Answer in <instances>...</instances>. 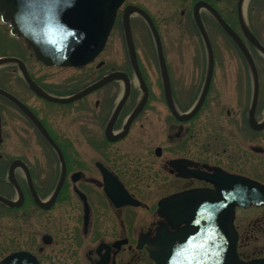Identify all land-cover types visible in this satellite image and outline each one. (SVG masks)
<instances>
[{"label": "flooded vegetation", "instance_id": "1", "mask_svg": "<svg viewBox=\"0 0 264 264\" xmlns=\"http://www.w3.org/2000/svg\"><path fill=\"white\" fill-rule=\"evenodd\" d=\"M243 1L124 0L83 67L40 62L0 17L15 52L3 57L16 71L0 73V263L264 264V58L255 44L264 48V0H249L246 24ZM153 6L181 25L173 70ZM136 18L155 52L154 86L138 59ZM114 31L124 68L105 55ZM212 33L225 37L220 48ZM90 66L70 82L69 69ZM32 189L41 202L53 198L48 208ZM156 238L159 263L149 253Z\"/></svg>", "mask_w": 264, "mask_h": 264}, {"label": "water", "instance_id": "2", "mask_svg": "<svg viewBox=\"0 0 264 264\" xmlns=\"http://www.w3.org/2000/svg\"><path fill=\"white\" fill-rule=\"evenodd\" d=\"M122 2L123 0H72L67 4L66 0H0V13L4 21H10L13 25V33L26 40L38 60L48 66H83L91 62L104 45L116 9ZM219 21L226 33L242 49L235 33L220 18ZM245 33L250 40H254L251 34L246 31ZM127 40L130 43L128 34ZM255 44L264 55V48L257 42ZM246 57L250 64L252 61L248 54ZM3 61L7 60H0V63ZM134 61L133 59V64ZM134 67L136 68V65ZM251 68L254 72L253 67ZM209 72H212L211 69ZM136 74L143 85L139 72ZM94 88L95 85L71 98L54 101L70 102ZM127 94L128 91L125 92L121 103L125 101ZM144 101L143 99L139 107H142ZM58 191L59 187L55 190L53 198L57 196ZM108 195L114 202L118 199L115 188L114 193L108 192ZM33 196L38 205L45 209L53 201L52 198L49 203L41 202L34 190ZM149 245L151 258L158 262V238Z\"/></svg>", "mask_w": 264, "mask_h": 264}, {"label": "rangeland", "instance_id": "3", "mask_svg": "<svg viewBox=\"0 0 264 264\" xmlns=\"http://www.w3.org/2000/svg\"><path fill=\"white\" fill-rule=\"evenodd\" d=\"M155 6H153L152 8L150 7L149 11L157 21V24H158V27L160 29L161 36L163 39V45L165 48V55H166L165 57L167 60V64H168V67H170L173 70L174 69V59L176 56V45L175 44L177 40L179 39L178 30L181 27V25L177 24L179 22L178 19L174 21L176 17L175 14L172 15V13H170L169 11L163 10V9L158 10L155 8ZM251 12H253L252 9H251ZM254 12L256 15V11ZM233 18H234L233 19V22H234V20H236V11L234 13ZM133 20H136L139 23V26L134 23L132 35L134 37V43L137 49L139 62H141L142 66L146 69V72H142V73L145 76L146 80L148 78L149 85L151 86L157 85L158 84V79L156 77L157 72H155V70L157 69V66H156L157 63L154 60L155 52L152 51L153 49L152 41L147 35V33L145 32V30H143L144 27L141 24V22L138 21L137 18ZM233 27L236 28V31H238L239 28H238L237 23H233ZM262 34H264V30L262 31ZM225 41L226 40L223 34L212 33V42L213 44L218 45L219 48L221 47L222 43ZM13 43H14L13 39L8 34V26H2L0 24V59L5 58L3 57L5 55H11V53H15L14 50L12 49V45H14ZM105 55H107V57L110 56V58L113 60V64L115 67L117 68L125 67L126 65L125 50H124V47L121 41L116 35L115 31L112 33L108 41L107 49L105 50ZM92 67L93 66L86 67L81 70L69 69L67 73L70 76H73V78L72 77L70 78V82L75 80V76H78V77L83 76L81 73H76V72H93ZM37 69H40V70H37ZM42 69L43 68H41L40 66H36V65L33 66L31 64V72H46L45 70H42ZM1 72H16V71H15V67L13 64L1 63L0 73Z\"/></svg>", "mask_w": 264, "mask_h": 264}, {"label": "bare ground", "instance_id": "4", "mask_svg": "<svg viewBox=\"0 0 264 264\" xmlns=\"http://www.w3.org/2000/svg\"><path fill=\"white\" fill-rule=\"evenodd\" d=\"M248 3L249 0H244L241 6L239 7L240 10V15H241V20L246 24L248 20ZM134 84L136 85L135 81ZM46 203V202H45Z\"/></svg>", "mask_w": 264, "mask_h": 264}, {"label": "snow or ice", "instance_id": "5", "mask_svg": "<svg viewBox=\"0 0 264 264\" xmlns=\"http://www.w3.org/2000/svg\"><path fill=\"white\" fill-rule=\"evenodd\" d=\"M72 2V0H66L67 4H70Z\"/></svg>", "mask_w": 264, "mask_h": 264}]
</instances>
